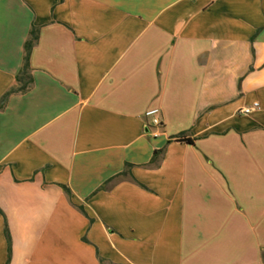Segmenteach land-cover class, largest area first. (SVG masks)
I'll list each match as a JSON object with an SVG mask.
<instances>
[{"label":"crops","instance_id":"crops-1","mask_svg":"<svg viewBox=\"0 0 264 264\" xmlns=\"http://www.w3.org/2000/svg\"><path fill=\"white\" fill-rule=\"evenodd\" d=\"M33 29L0 264H264V0H0V101Z\"/></svg>","mask_w":264,"mask_h":264},{"label":"trees","instance_id":"trees-1","mask_svg":"<svg viewBox=\"0 0 264 264\" xmlns=\"http://www.w3.org/2000/svg\"><path fill=\"white\" fill-rule=\"evenodd\" d=\"M38 41V31H36L35 29H33L31 31L30 34V39L28 40V42L25 45V57H24V64H23V68L20 72V74L17 77V84L18 87L16 89L11 90L10 92H8L0 101V110H2L5 106V104L7 103V100L9 99V97L13 94H23L26 93L31 85L33 84V80L32 77L30 75V56H31V51L33 49V47L35 46L36 42ZM253 42V41H252ZM176 142L179 143H184V144H188V145H193L194 141L191 140L190 138L186 139L184 135H179L174 139ZM160 154L163 153V151L159 152ZM158 152L155 153V157L159 154ZM121 176H127L126 173L121 174ZM112 182L109 181L105 186L109 185ZM140 187L144 188L143 186L139 185ZM65 193L70 196V191L66 188H64ZM79 210L84 213L83 208H79ZM5 233H6V238H7V242H8V246H9V254L11 253V238L9 235V229L8 226L6 224L5 227Z\"/></svg>","mask_w":264,"mask_h":264},{"label":"built area","instance_id":"built-area-1","mask_svg":"<svg viewBox=\"0 0 264 264\" xmlns=\"http://www.w3.org/2000/svg\"><path fill=\"white\" fill-rule=\"evenodd\" d=\"M259 108V105L257 103L253 104L252 107H249V108H246V109H243L240 111V113L242 115H250L253 111L257 110ZM156 112H153V113H149L148 116H153L155 115ZM152 126L154 127H160L161 126V121L157 118L153 119L152 120Z\"/></svg>","mask_w":264,"mask_h":264}]
</instances>
